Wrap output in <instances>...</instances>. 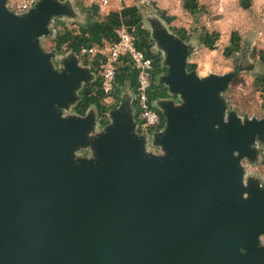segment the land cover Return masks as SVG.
I'll list each match as a JSON object with an SVG mask.
<instances>
[{
    "label": "water",
    "instance_id": "1",
    "mask_svg": "<svg viewBox=\"0 0 264 264\" xmlns=\"http://www.w3.org/2000/svg\"><path fill=\"white\" fill-rule=\"evenodd\" d=\"M63 18H79L73 0L20 14L0 0V264H264V182L242 163L262 157L264 110L229 107L237 71L189 70L195 44L145 14L167 90L153 153L129 93L102 126L72 111L93 73L40 43Z\"/></svg>",
    "mask_w": 264,
    "mask_h": 264
},
{
    "label": "rangeland",
    "instance_id": "2",
    "mask_svg": "<svg viewBox=\"0 0 264 264\" xmlns=\"http://www.w3.org/2000/svg\"><path fill=\"white\" fill-rule=\"evenodd\" d=\"M134 1L140 9L141 15L139 19L145 28L147 27V22L144 20V15L154 13L170 30L176 32L177 36H181L182 38L187 37L189 41L195 43V51L188 59L187 68L189 70H196L200 76H205L210 72L222 74L236 70V75L223 93L227 104L230 108H234L240 116H262L264 93L260 88L261 85H258L254 76L251 75L252 73H249V70L253 71L259 67L258 64L260 63H252V67L249 70L240 69V67L248 63V61H244L242 58V52L248 49V39L240 32L238 45L233 49L236 52L227 51L228 47L225 45V41L220 40L219 45H214L213 38L215 36L218 39L221 36L224 37L226 31L230 29L229 24L234 23L237 26L236 29L240 31L242 22L247 21L248 18L245 16L247 14H244L238 0ZM161 3L169 7L172 19L162 17L158 11L152 9L153 4L156 6V4L159 5ZM40 43L45 50L50 51L52 49V45L47 41L42 42L41 40ZM80 93L86 95V97L80 98V103L77 102L72 111L82 114L91 104H95L97 107L96 114H99L97 121L101 123L100 125L108 123L109 109L116 107L120 100H115L112 96H105L100 91L87 94L88 91L85 92L83 90ZM242 163L246 173H250L264 182L263 154L259 161L253 163L247 159H243ZM261 241L264 242V236H261Z\"/></svg>",
    "mask_w": 264,
    "mask_h": 264
},
{
    "label": "crops",
    "instance_id": "3",
    "mask_svg": "<svg viewBox=\"0 0 264 264\" xmlns=\"http://www.w3.org/2000/svg\"><path fill=\"white\" fill-rule=\"evenodd\" d=\"M238 1L240 2L244 14H247L245 15L248 18L247 21L242 22L240 31L236 29L237 26H235L234 23L229 24L230 29L226 31L224 37L221 36V38L218 39V37L215 36L213 40L214 43L218 41L219 44L221 41H225V45L228 47L227 51L236 52L233 49L238 45L237 42L240 39V32L248 39L247 58L251 63H260L258 64L259 67L255 68L253 71L249 70V73H252L251 75L254 76L256 83L261 85L260 88L264 93V0ZM73 2L79 13V18L75 20L67 18L53 19L50 23V28L55 30L53 37L42 39V42L47 41L52 45V49L50 46V51H54L57 54H64L69 51L74 52L80 45L84 44L107 45L115 38L117 27L120 24H125L135 36L136 44L157 57L160 68L157 69L155 75V85H157L158 90L166 94L167 90L165 86L157 82L158 75L165 71V67L162 65V55L160 51L154 47V42L150 37L148 29H146L147 27L145 28L142 25L139 19L141 15L140 9L137 7L134 0H107V4L104 6L101 5L100 0H73ZM162 3L159 5L156 4V6L153 4L152 9L158 11L160 16L172 19V13L169 7ZM172 23L174 22L172 21ZM172 32L176 33L174 31ZM182 39L189 41L187 37ZM98 58V55L88 58H79L80 63L88 67L94 76L93 80L87 83L81 90L85 92L88 91L87 94L100 91L96 77ZM134 79L133 69L127 61L122 60L116 76L115 94L117 100L121 99L123 93H129L131 97L133 96ZM84 97H86V95L80 93V98L83 99ZM78 103H80V100ZM89 107H93L97 112L95 104H91ZM96 118H99V114H97ZM97 123L98 126H102L99 121H97Z\"/></svg>",
    "mask_w": 264,
    "mask_h": 264
},
{
    "label": "built area",
    "instance_id": "4",
    "mask_svg": "<svg viewBox=\"0 0 264 264\" xmlns=\"http://www.w3.org/2000/svg\"><path fill=\"white\" fill-rule=\"evenodd\" d=\"M37 1L5 0V6L9 11L20 14L32 8ZM100 3L104 6L107 0H100ZM218 44V41L214 43L215 46ZM74 53L80 59L99 56L96 67L98 88L103 95L112 96L115 100H117L115 88L119 65L122 60L129 63L135 76L131 99L135 132L147 139L146 148L148 150L157 153L159 148L151 144V137L154 132L163 128L164 119L161 111L155 107L154 101L157 97L166 96L155 85V75L157 69L160 68L157 57L136 44L135 36L125 24L117 27L115 38L109 44L80 45Z\"/></svg>",
    "mask_w": 264,
    "mask_h": 264
}]
</instances>
